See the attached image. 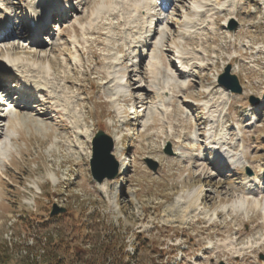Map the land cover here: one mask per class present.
<instances>
[{
	"label": "rangeland",
	"instance_id": "1",
	"mask_svg": "<svg viewBox=\"0 0 264 264\" xmlns=\"http://www.w3.org/2000/svg\"><path fill=\"white\" fill-rule=\"evenodd\" d=\"M26 1L49 2L0 0L13 22L0 67L14 69L0 76L4 264L46 233L97 223L117 228L138 264H264V0H71L35 56ZM227 65L241 93L219 82ZM26 78L43 90L23 94ZM100 130L113 141L107 170L120 169L109 193L91 169ZM175 202L188 223L170 221Z\"/></svg>",
	"mask_w": 264,
	"mask_h": 264
},
{
	"label": "trees",
	"instance_id": "2",
	"mask_svg": "<svg viewBox=\"0 0 264 264\" xmlns=\"http://www.w3.org/2000/svg\"><path fill=\"white\" fill-rule=\"evenodd\" d=\"M112 228V227H110ZM106 228L103 224L81 227L79 233L69 237L46 233L45 241L36 249L32 245L25 248V255L18 260L21 264H138L134 254L127 249L124 236L117 233V228ZM35 239V238H34ZM37 240V239H36ZM27 248H31L27 250ZM39 249V250H38ZM165 252V251H162ZM8 257L0 251V264ZM2 258V259H1Z\"/></svg>",
	"mask_w": 264,
	"mask_h": 264
},
{
	"label": "bare ground",
	"instance_id": "3",
	"mask_svg": "<svg viewBox=\"0 0 264 264\" xmlns=\"http://www.w3.org/2000/svg\"><path fill=\"white\" fill-rule=\"evenodd\" d=\"M37 1V0H36ZM49 2L46 4V10H48L49 9V5H50V8H51V6H53V4L55 3V2H53V0H48ZM110 1V3L111 4H109L110 6H109V9L110 8H112L113 6H114V3L115 2H117V0H109ZM161 1V0H160ZM163 1H166V0H163ZM133 2H134V6H135V9H137L139 6H140V2H139V0H133ZM34 3H37L38 4V2H31V1H26V9L28 10L29 9V5H33ZM2 4V2L0 3V5ZM2 7V5L0 6V8ZM34 7V6H33ZM34 9H36V7L34 8ZM42 12H44L43 10H41ZM73 13V12H72ZM113 14H115L114 12H113ZM3 15V13H0V17H3L2 16ZM112 15V14H111ZM6 19H7V17L5 16V18H3V20H2V22H0L1 24H3V26H7V22H6ZM6 22V23H5ZM3 26H2V28H3ZM1 27V26H0ZM77 30V29H76ZM11 32H13V31H11ZM15 33H17V34H19L18 33V31H16ZM11 34V33H10ZM9 33L8 34H2V35H0V37H1V39H4L6 36H8V35H10ZM157 33L155 32L154 33V35H156ZM28 36V38H30L31 40H30V43L31 44H33V45H35L36 47L38 46V48H36L35 50H34V56L35 55H37L38 54V52H40V50H41V48H40V46H42L43 45V41H41V40H38L37 38H33L32 36H30V35H27ZM141 37V36H140ZM148 37V36H147ZM145 39V38H144ZM142 40H143V38H142ZM144 41V40H143ZM147 41V40H146ZM0 42H1V40H0ZM145 43V42H144ZM143 44V43H142ZM144 45V44H143ZM145 46V45H144ZM47 56V55H46ZM40 59H42V58H44L43 56H38ZM183 58V57H182ZM178 59V61H179V63H178V66L180 65V67H185V62H183V59ZM198 59V58H197ZM154 65V64H153ZM178 66H176V67H178ZM11 71H14V69H13V67L12 68H8L7 67V65H2V67H0V76L2 77V78H4L5 76L7 77V78H9L12 74H11ZM11 74V75H10ZM0 77V78H1ZM1 78V79H2ZM27 80H26V84H25V86H26V88H28V90L26 89L25 91L26 92H24L23 94H25V95H29V93L31 92V91H35V88L36 89H42L43 90V87H42V85H44V84H41V82H36V81H33V80H30V79H28V78H26ZM2 81V80H1ZM70 84V83H69ZM184 86H186V82L185 81H183V83H182ZM201 95V94H200ZM207 94L206 93H203L202 94V96L203 97H205ZM48 103V101L47 100H45L43 103H39V104H41V105H45V104H47ZM15 106V108H16V110H15V116L14 117H16L17 119H24V120H26L25 119V116H22V109L19 107V105H14ZM16 119V120H17ZM121 170H123V167L121 168ZM261 181V180H260ZM107 183H108V180H105V181H103V182H101V183H99V185L101 186L100 188H102L101 190H103V192H105V193H109V191H110V189H109V187H107ZM246 189H242V191H241V193H242V195H247V196H249V195H251L252 193H253V191L252 190H246ZM207 197L208 196H202V195H199L195 200H194V202L196 203V202H200V204H202V203H204L206 200H207ZM172 206H175L176 207V202L175 203H173V205ZM224 207V209H226L227 210V208H232L233 206L232 205H225V206H223ZM177 208V207H176ZM235 208V207H234ZM234 208H232V209H234ZM224 209H222V210H224ZM188 211V209H179V208H177V209H175V210H173V216H175V218L173 219V217H172V219L170 220L171 222L174 220V221H179V222H181L182 224L183 223H188V221L191 219V216H190V214H189V212H187ZM222 212V211H221ZM170 213H172V211H170ZM216 214H219V213H216ZM237 262L236 261H234V263L233 264H236Z\"/></svg>",
	"mask_w": 264,
	"mask_h": 264
},
{
	"label": "water",
	"instance_id": "4",
	"mask_svg": "<svg viewBox=\"0 0 264 264\" xmlns=\"http://www.w3.org/2000/svg\"><path fill=\"white\" fill-rule=\"evenodd\" d=\"M231 65H227L224 72L219 77V82L231 91L236 93L242 92V85L236 74L232 73ZM103 139H107L110 145L106 148L103 145ZM93 158L91 160V169L93 177L98 181L102 182L105 178H115L119 173L118 164L114 162V168L107 170L106 164L109 158L113 159L111 150L113 148L112 138L106 134L103 130L97 132L93 141ZM65 207H59L57 204L53 205L51 211L52 214L64 212Z\"/></svg>",
	"mask_w": 264,
	"mask_h": 264
}]
</instances>
